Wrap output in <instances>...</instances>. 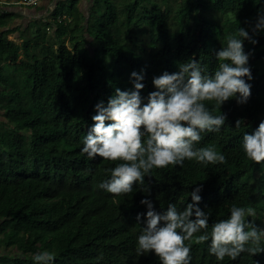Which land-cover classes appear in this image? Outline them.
<instances>
[{
    "label": "trees",
    "instance_id": "16d2710c",
    "mask_svg": "<svg viewBox=\"0 0 264 264\" xmlns=\"http://www.w3.org/2000/svg\"><path fill=\"white\" fill-rule=\"evenodd\" d=\"M95 4L86 28L94 42L82 38L85 46L82 40L71 48L63 41L54 45L38 36L20 59V47L0 36V62L14 67L7 75L0 71V264H36L33 257L43 251L54 253L52 264H161L154 253H137L147 213L140 201L148 199L161 214L169 203L182 210L197 187L209 232L229 218L233 205L254 208L256 216L248 219L264 229V163L248 159L242 147L244 134L264 121V31L254 28L264 0H170L169 9L156 0ZM9 17L0 16V27ZM239 27L256 41H244L251 54V97L245 105L232 99L221 109L206 102L227 120L220 132L202 133L196 145L215 148L226 162L186 160L183 167L153 169L127 195L101 189L110 179L107 169L120 162L82 153L96 105L106 106L116 88L132 90L134 71L144 74V103L157 91L153 78L178 72L180 64L195 59L212 75L216 53ZM59 28L61 39L68 28ZM237 119L245 122L240 128ZM185 243L190 264H264V253L218 261L210 254V240Z\"/></svg>",
    "mask_w": 264,
    "mask_h": 264
},
{
    "label": "clouds",
    "instance_id": "9594fccd",
    "mask_svg": "<svg viewBox=\"0 0 264 264\" xmlns=\"http://www.w3.org/2000/svg\"><path fill=\"white\" fill-rule=\"evenodd\" d=\"M254 28L264 31V10H258ZM245 40L256 43L240 27L227 38L226 46L216 53L218 66L212 75L195 59L180 64L178 72L153 78L157 91L149 93L144 103L140 96L144 74L134 71L132 90L116 88L106 106L103 102L96 105L94 125L83 140L82 153L89 159L120 162L107 169L110 179L99 185L101 189L114 196L127 195L133 192V185H143L153 169L183 167L186 160L204 165L226 162L215 148L196 145L202 133H218L225 125L227 116L214 115L216 108L232 99L245 105L251 97L252 85L247 82L253 79L251 54L244 51ZM206 102H215L216 108L210 109ZM244 123L237 119L235 128ZM242 147L248 159L264 163V121L251 134H244ZM201 190L197 187L189 194L191 203L182 210L169 203L162 214L148 199L140 201L147 206V213L146 226L137 239L138 255L154 253L161 264H190L191 248L185 242L193 239L197 244L210 240V254L218 261L226 257L235 261L242 253H264V229L248 219L256 216V210L233 205L229 218L212 224L209 232V215L199 207ZM33 259L36 264H52L55 255L43 251Z\"/></svg>",
    "mask_w": 264,
    "mask_h": 264
},
{
    "label": "crops",
    "instance_id": "0c3cea01",
    "mask_svg": "<svg viewBox=\"0 0 264 264\" xmlns=\"http://www.w3.org/2000/svg\"><path fill=\"white\" fill-rule=\"evenodd\" d=\"M17 1L0 0V16L6 13L10 15L5 26L0 27V36L4 35L8 41L20 47V59L24 57V49L29 45L31 47L34 38L38 36L43 37L46 43L54 45L63 41L70 48L77 41L80 43L83 39L75 36L77 29L86 32L90 19L96 14L95 0H41L36 7L18 5ZM59 9L64 10L65 14L57 13ZM60 25L68 28L66 35L61 39L58 36ZM5 64L13 65L0 62V71L7 75L14 69L5 70ZM2 120L3 117L0 118V121Z\"/></svg>",
    "mask_w": 264,
    "mask_h": 264
},
{
    "label": "rangeland",
    "instance_id": "374dc122",
    "mask_svg": "<svg viewBox=\"0 0 264 264\" xmlns=\"http://www.w3.org/2000/svg\"><path fill=\"white\" fill-rule=\"evenodd\" d=\"M156 1L162 7V9H169L166 4H168L170 2V0H168V1L167 0H156ZM181 1H183V0H181ZM193 1H195V0H193ZM148 6L150 7V9H152L153 6H154L153 2H149L148 3ZM178 6H180V5H178V4L175 5V7H178ZM175 10H179V9L178 8H175V9H173V12H175ZM214 10H210V11H214ZM75 36L76 37H81L83 39L85 38L89 42H94V40L90 37L89 32L87 30H86V32H84V31H82L80 29H77V34H75ZM78 40H79V38H78ZM81 43H82V46H85L86 45L84 41L81 42ZM96 46H100V45L97 43ZM4 69L7 70V71H9V70H13L14 67L13 66H10V65H4ZM2 117H3V113L0 111V118L2 119Z\"/></svg>",
    "mask_w": 264,
    "mask_h": 264
},
{
    "label": "built area",
    "instance_id": "2783aa9c",
    "mask_svg": "<svg viewBox=\"0 0 264 264\" xmlns=\"http://www.w3.org/2000/svg\"><path fill=\"white\" fill-rule=\"evenodd\" d=\"M41 3V0H18L16 4L27 6V7H36Z\"/></svg>",
    "mask_w": 264,
    "mask_h": 264
}]
</instances>
